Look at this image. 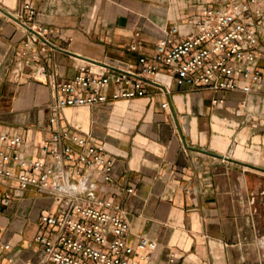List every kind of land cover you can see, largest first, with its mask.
Wrapping results in <instances>:
<instances>
[{
    "label": "crops",
    "instance_id": "1",
    "mask_svg": "<svg viewBox=\"0 0 264 264\" xmlns=\"http://www.w3.org/2000/svg\"><path fill=\"white\" fill-rule=\"evenodd\" d=\"M200 1L0 0V134L21 135L35 157L52 129V82L76 76L80 58L119 65L152 54ZM28 2L44 38L16 19ZM27 42L31 67L18 63ZM133 44L140 53H129ZM78 110L66 109L63 125L105 145L118 190L105 197L125 212L131 244L155 241L158 264H264V87L244 95L172 85L168 96L153 89L152 98ZM51 206L27 191L1 208L3 263L40 261L38 220Z\"/></svg>",
    "mask_w": 264,
    "mask_h": 264
},
{
    "label": "built area",
    "instance_id": "2",
    "mask_svg": "<svg viewBox=\"0 0 264 264\" xmlns=\"http://www.w3.org/2000/svg\"><path fill=\"white\" fill-rule=\"evenodd\" d=\"M200 3L188 19L165 30L152 54H140L136 61L119 65L80 58L76 76L52 82V129L35 157L29 155L32 148L21 135L0 134V211L27 191L52 201V209L38 220L42 230L35 244L40 261L27 264H158L154 259L157 243L141 236L136 245L131 244L125 212L113 198L105 197L118 193L114 163L105 145L63 125L61 115L66 109L152 98L153 89L168 96L172 85L216 94L248 95L261 90L264 0ZM36 13L28 2L16 19L26 20L34 37L44 38L49 31L33 22ZM32 44L23 45L19 65L34 63ZM127 49L140 53L137 44ZM212 103L218 107L225 102L214 99ZM170 107L169 101L163 102L162 108ZM9 249L0 229V252ZM0 264H5L1 254Z\"/></svg>",
    "mask_w": 264,
    "mask_h": 264
},
{
    "label": "rangeland",
    "instance_id": "3",
    "mask_svg": "<svg viewBox=\"0 0 264 264\" xmlns=\"http://www.w3.org/2000/svg\"><path fill=\"white\" fill-rule=\"evenodd\" d=\"M78 111H79V112H80V111H81V112H87L88 110H87V111H86V110H78ZM76 113H78V112H76Z\"/></svg>",
    "mask_w": 264,
    "mask_h": 264
},
{
    "label": "water",
    "instance_id": "4",
    "mask_svg": "<svg viewBox=\"0 0 264 264\" xmlns=\"http://www.w3.org/2000/svg\"><path fill=\"white\" fill-rule=\"evenodd\" d=\"M221 158V157H220Z\"/></svg>",
    "mask_w": 264,
    "mask_h": 264
}]
</instances>
